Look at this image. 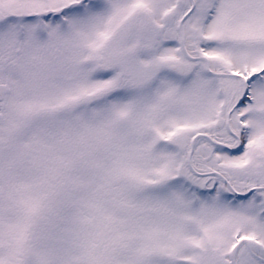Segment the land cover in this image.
<instances>
[{
    "label": "snow or ice",
    "instance_id": "6c2138e0",
    "mask_svg": "<svg viewBox=\"0 0 264 264\" xmlns=\"http://www.w3.org/2000/svg\"><path fill=\"white\" fill-rule=\"evenodd\" d=\"M0 264H264V0H0Z\"/></svg>",
    "mask_w": 264,
    "mask_h": 264
}]
</instances>
